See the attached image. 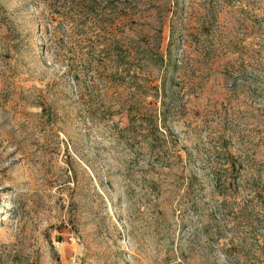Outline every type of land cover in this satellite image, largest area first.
Listing matches in <instances>:
<instances>
[{
  "label": "rangeland",
  "instance_id": "rangeland-1",
  "mask_svg": "<svg viewBox=\"0 0 264 264\" xmlns=\"http://www.w3.org/2000/svg\"><path fill=\"white\" fill-rule=\"evenodd\" d=\"M0 264H264V0H0Z\"/></svg>",
  "mask_w": 264,
  "mask_h": 264
},
{
  "label": "trees",
  "instance_id": "trees-1",
  "mask_svg": "<svg viewBox=\"0 0 264 264\" xmlns=\"http://www.w3.org/2000/svg\"><path fill=\"white\" fill-rule=\"evenodd\" d=\"M162 90H164V87H162ZM163 115H164V110H163ZM130 116H131V114H130ZM225 169L227 170V173H229L228 175H229V177H230V173H231V169H230V167L226 166ZM229 169H230V170H229ZM229 181L232 182L233 180H231V178H229Z\"/></svg>",
  "mask_w": 264,
  "mask_h": 264
}]
</instances>
